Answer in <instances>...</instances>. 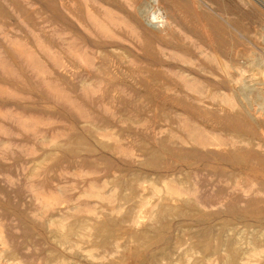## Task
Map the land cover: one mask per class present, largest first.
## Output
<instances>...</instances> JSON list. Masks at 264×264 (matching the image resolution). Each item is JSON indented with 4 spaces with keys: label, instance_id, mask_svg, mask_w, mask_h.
<instances>
[{
    "label": "rangeland",
    "instance_id": "374dc122",
    "mask_svg": "<svg viewBox=\"0 0 264 264\" xmlns=\"http://www.w3.org/2000/svg\"><path fill=\"white\" fill-rule=\"evenodd\" d=\"M153 7L0 0V264H98L106 238L64 242L83 218L66 211L98 208L112 239L142 202L134 231L183 246L159 264H227L229 243L264 264V0ZM30 187L61 205L44 215Z\"/></svg>",
    "mask_w": 264,
    "mask_h": 264
},
{
    "label": "bare ground",
    "instance_id": "6f19581e",
    "mask_svg": "<svg viewBox=\"0 0 264 264\" xmlns=\"http://www.w3.org/2000/svg\"><path fill=\"white\" fill-rule=\"evenodd\" d=\"M152 1L154 3V7L152 8L154 10L153 11L154 12V18L155 17H156V19L158 17L164 18V16H163L164 14L163 15L161 13L159 14V9L158 10L156 9V6H158L159 0H152ZM156 22H157V20H156ZM162 22L163 21H161V19H159V21L157 23L161 24ZM215 144L217 145L218 143H215ZM34 188H36V187H30V190H31V193H32V197H33L32 200L34 201V203H37L38 204L37 206L40 208V210L42 211V213L44 215L55 211L58 208V206L61 205L62 201H59L58 199L53 198V197H48V196L42 195L39 190L34 189ZM128 189L131 192H133L136 196H138V195L140 197L143 196L142 191H140L139 188L137 186H134L133 184H131ZM116 194H117V192H116ZM174 194L179 195L177 189H175V190L173 189V193L171 195H174ZM97 196L100 197V194L98 192H97ZM170 205H172V204H170ZM174 205H176V204H174ZM201 205L204 208L210 207L209 205H205V203H201ZM145 207H146V203L145 202H142L140 204V206L138 208H136V210H133L131 212V214L128 213L125 216L124 219L121 220L119 218L120 220H118L119 221L118 223L120 225L122 224L123 227H126L128 229V231L122 232L118 236L113 237L112 239L110 238L112 236L109 235V234H107V233H105L104 230L99 225V221L98 220L101 218L100 214L102 212L98 208H91V207L83 206V207H77V208H73V209L72 208L71 209H68V211H66L67 212L66 214H69V215L75 217L76 220H77L78 217H83V218H82L81 221H76V223L74 224V226H72L69 229V232H67L63 236V241L66 242V243L67 242L70 243V242L73 241L75 244L78 245L80 243H83L86 239H87V241H86L87 243H89V239L98 240V241L100 240L99 241V243H100L102 241L101 240L102 238H106V240H104L99 246H97V247H93L92 246V247L89 248V251H88L90 257L93 258V259H95V260H97L98 261V264H121V262L125 258L124 256H120L122 254L121 251H126V249L128 250L130 248L129 245L131 243H134L135 244V246H136L135 247V251L136 252H139V251L143 250L142 254H139L138 255V253H136V260H135L136 261V264L137 263L138 264H157V263L159 264V261L161 263H163V261H161V260H164V259L170 258V257L172 258V253L178 251L180 249V247H181V244L179 242H177V243L175 242V244L173 245V247H171V245H169L168 248H163V249L160 250L161 247H159V249H158L157 248L158 247L157 246V243L161 240V238H158V239L151 238L149 236L150 233H148L146 231L145 232L134 231V227H136L138 225L139 219L141 218V215L144 213L143 211H144ZM121 210H122V207H119V208L113 207L111 209V213H118V214L121 215V212H122ZM170 214H171V212H170L168 206H165V205L164 206H161L159 208V211H158L157 215H156V223L153 224V226H154L153 228H157V226L161 222L160 220L168 217ZM96 222H98L97 223V226H95L96 225ZM93 223L95 224L94 226H93ZM57 227L60 230H62V229H64L66 227V225L63 222H61V223L58 224ZM2 232L0 231V241H1L2 245H3V247H7L8 242L5 240L6 238L3 237L2 234H4V233H2ZM105 236H107L108 238L105 237ZM151 245H155L154 248H148ZM218 246H220V245H218ZM228 248H229V251H228L227 255L225 254L226 256H223V257L225 258L227 264H233L239 258V255H240L239 254V249H237L233 244H230V243L228 244L227 249ZM6 249H8V248H6ZM147 250H148V252H147ZM95 252H97L96 255L94 254ZM130 257H131V255H130ZM215 259H217V258L215 257ZM126 261H127V259H126ZM11 262H12V260H11Z\"/></svg>",
    "mask_w": 264,
    "mask_h": 264
}]
</instances>
